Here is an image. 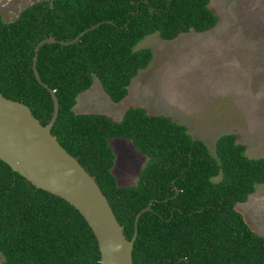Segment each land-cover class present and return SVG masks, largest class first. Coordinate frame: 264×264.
Listing matches in <instances>:
<instances>
[{
	"label": "trees",
	"instance_id": "16d2710c",
	"mask_svg": "<svg viewBox=\"0 0 264 264\" xmlns=\"http://www.w3.org/2000/svg\"><path fill=\"white\" fill-rule=\"evenodd\" d=\"M211 0H40L13 21L0 15V90L29 105L47 124L54 113L50 91L33 70L37 44L48 36L77 43L44 44L38 70L59 99L52 133L93 175L129 239L142 213L134 264H264V235L238 204L264 184V157L251 158L236 133H224L215 154L204 140L170 115L130 106L120 120L77 113L79 95L97 77L114 102L153 59L135 49L147 35L173 40L214 28ZM124 138L148 157L136 184L121 186L110 144ZM0 264H101L98 240L85 217L64 198L35 187L0 159Z\"/></svg>",
	"mask_w": 264,
	"mask_h": 264
},
{
	"label": "rangeland",
	"instance_id": "374dc122",
	"mask_svg": "<svg viewBox=\"0 0 264 264\" xmlns=\"http://www.w3.org/2000/svg\"><path fill=\"white\" fill-rule=\"evenodd\" d=\"M38 1L0 0V15L13 21ZM210 7L219 16L214 28L181 33L173 40L153 33L135 46L152 48L154 56L123 101L114 102L95 77L79 95L75 111L120 120L130 106H144L186 124L214 154L220 135L236 133L249 157H264V0H211ZM110 144L119 185L136 184L148 157L127 139L113 138ZM238 209L264 235V184Z\"/></svg>",
	"mask_w": 264,
	"mask_h": 264
},
{
	"label": "water",
	"instance_id": "95a60500",
	"mask_svg": "<svg viewBox=\"0 0 264 264\" xmlns=\"http://www.w3.org/2000/svg\"><path fill=\"white\" fill-rule=\"evenodd\" d=\"M100 24L86 28L72 40L48 36L37 44L34 74L38 82L50 91L54 101V113L47 124L33 114L29 105L6 97L0 90V159L35 187L64 198L79 210L98 240L101 264H134L133 250L139 219L143 212L152 209V202L137 214L134 235L129 239L96 178L52 133L60 103L55 90L42 80L37 67L39 51L44 44L77 43L85 33Z\"/></svg>",
	"mask_w": 264,
	"mask_h": 264
},
{
	"label": "crops",
	"instance_id": "0c3cea01",
	"mask_svg": "<svg viewBox=\"0 0 264 264\" xmlns=\"http://www.w3.org/2000/svg\"><path fill=\"white\" fill-rule=\"evenodd\" d=\"M131 87V86H130ZM171 116V115H170ZM173 117V116H172ZM174 118V117H173ZM175 120V119H174ZM180 123V122H179ZM182 124H184V123H182ZM186 125V124H185ZM187 126V125H186ZM188 127V126H187ZM188 129H189V127H188ZM189 132H190V130H189ZM191 133V132H190Z\"/></svg>",
	"mask_w": 264,
	"mask_h": 264
}]
</instances>
